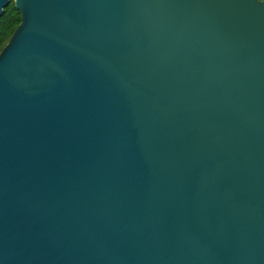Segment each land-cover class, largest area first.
Returning a JSON list of instances; mask_svg holds the SVG:
<instances>
[{
  "label": "water",
  "instance_id": "95a60500",
  "mask_svg": "<svg viewBox=\"0 0 264 264\" xmlns=\"http://www.w3.org/2000/svg\"><path fill=\"white\" fill-rule=\"evenodd\" d=\"M0 264H264V0H0Z\"/></svg>",
  "mask_w": 264,
  "mask_h": 264
},
{
  "label": "trees",
  "instance_id": "16d2710c",
  "mask_svg": "<svg viewBox=\"0 0 264 264\" xmlns=\"http://www.w3.org/2000/svg\"><path fill=\"white\" fill-rule=\"evenodd\" d=\"M3 9V13L0 16V50L7 44L13 31L20 23V14L15 9L12 1Z\"/></svg>",
  "mask_w": 264,
  "mask_h": 264
}]
</instances>
